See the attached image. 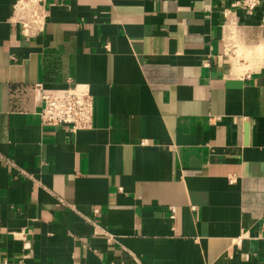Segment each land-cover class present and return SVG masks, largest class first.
Listing matches in <instances>:
<instances>
[{
  "label": "crops",
  "instance_id": "1",
  "mask_svg": "<svg viewBox=\"0 0 264 264\" xmlns=\"http://www.w3.org/2000/svg\"><path fill=\"white\" fill-rule=\"evenodd\" d=\"M21 1L0 0V258L264 264V0H43L25 28ZM36 83L86 85L92 127L42 123Z\"/></svg>",
  "mask_w": 264,
  "mask_h": 264
},
{
  "label": "built area",
  "instance_id": "2",
  "mask_svg": "<svg viewBox=\"0 0 264 264\" xmlns=\"http://www.w3.org/2000/svg\"><path fill=\"white\" fill-rule=\"evenodd\" d=\"M42 1L36 0L35 6H30L27 9L28 20L18 19L23 28L29 27L42 19L43 11L40 8ZM259 4L260 0H235L232 3V7L252 12ZM24 5H27L26 0L21 1L20 10H23ZM227 13L228 11L226 10L224 14L227 15ZM34 94L36 100L42 104L38 112L42 123L65 125L72 132L92 127L93 97L86 85L76 84L62 89H49L45 88L42 83H36L34 85ZM106 239L111 241L113 237L107 235ZM0 264L16 263L0 258Z\"/></svg>",
  "mask_w": 264,
  "mask_h": 264
},
{
  "label": "rangeland",
  "instance_id": "3",
  "mask_svg": "<svg viewBox=\"0 0 264 264\" xmlns=\"http://www.w3.org/2000/svg\"><path fill=\"white\" fill-rule=\"evenodd\" d=\"M233 41V44L232 45H230L229 46V49H230V54H231V61H232V63L237 59V58H239L238 57V53H237V51L235 52V48H234V46H235V44H236V46H237V40H232ZM240 43V42H239ZM263 45V48H264V44H262ZM239 46L240 47H242L240 44H239ZM232 51V52H231ZM250 56H246V53H243V55H241L240 56V63H242V64H246V65H249L250 67L252 66V67H254V66H256V64L254 63V62H258V61H263V58L260 56V59L258 58V57H255V58H249ZM256 59H258V60H256ZM256 60V61H255Z\"/></svg>",
  "mask_w": 264,
  "mask_h": 264
},
{
  "label": "bare ground",
  "instance_id": "4",
  "mask_svg": "<svg viewBox=\"0 0 264 264\" xmlns=\"http://www.w3.org/2000/svg\"><path fill=\"white\" fill-rule=\"evenodd\" d=\"M239 51H241V50H239ZM243 52V51H242ZM242 54V53H241ZM240 58V57H239ZM233 64H235V63H233Z\"/></svg>",
  "mask_w": 264,
  "mask_h": 264
}]
</instances>
